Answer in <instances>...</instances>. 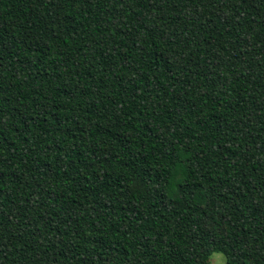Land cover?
<instances>
[{
    "label": "trees",
    "instance_id": "16d2710c",
    "mask_svg": "<svg viewBox=\"0 0 264 264\" xmlns=\"http://www.w3.org/2000/svg\"><path fill=\"white\" fill-rule=\"evenodd\" d=\"M264 264V0H0V264Z\"/></svg>",
    "mask_w": 264,
    "mask_h": 264
},
{
    "label": "rangeland",
    "instance_id": "374dc122",
    "mask_svg": "<svg viewBox=\"0 0 264 264\" xmlns=\"http://www.w3.org/2000/svg\"><path fill=\"white\" fill-rule=\"evenodd\" d=\"M210 261L212 264H226V257L222 253L214 252L211 255Z\"/></svg>",
    "mask_w": 264,
    "mask_h": 264
}]
</instances>
